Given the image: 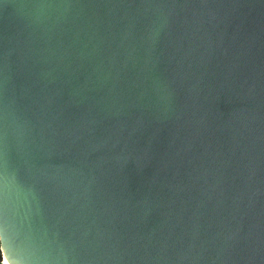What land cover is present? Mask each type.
I'll return each mask as SVG.
<instances>
[{
  "label": "water",
  "instance_id": "95a60500",
  "mask_svg": "<svg viewBox=\"0 0 264 264\" xmlns=\"http://www.w3.org/2000/svg\"><path fill=\"white\" fill-rule=\"evenodd\" d=\"M264 264V0H0V264Z\"/></svg>",
  "mask_w": 264,
  "mask_h": 264
},
{
  "label": "bare ground",
  "instance_id": "6f19581e",
  "mask_svg": "<svg viewBox=\"0 0 264 264\" xmlns=\"http://www.w3.org/2000/svg\"><path fill=\"white\" fill-rule=\"evenodd\" d=\"M3 264H8L7 262H6V260L4 259V261H3Z\"/></svg>",
  "mask_w": 264,
  "mask_h": 264
}]
</instances>
